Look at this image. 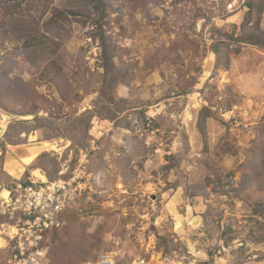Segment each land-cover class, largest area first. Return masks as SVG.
I'll use <instances>...</instances> for the list:
<instances>
[{"label":"rangeland","instance_id":"1","mask_svg":"<svg viewBox=\"0 0 264 264\" xmlns=\"http://www.w3.org/2000/svg\"><path fill=\"white\" fill-rule=\"evenodd\" d=\"M262 5L0 0V197L80 185L41 264H264V48L211 51L258 16L264 39Z\"/></svg>","mask_w":264,"mask_h":264},{"label":"built area","instance_id":"2","mask_svg":"<svg viewBox=\"0 0 264 264\" xmlns=\"http://www.w3.org/2000/svg\"><path fill=\"white\" fill-rule=\"evenodd\" d=\"M76 179L52 182L29 179L27 187H18L12 193L8 191L7 199L0 197V234L8 238L11 264H41L44 235L61 225L60 215L76 198V192L80 193ZM109 262L105 256L99 260V264Z\"/></svg>","mask_w":264,"mask_h":264},{"label":"trees","instance_id":"3","mask_svg":"<svg viewBox=\"0 0 264 264\" xmlns=\"http://www.w3.org/2000/svg\"><path fill=\"white\" fill-rule=\"evenodd\" d=\"M247 5L250 8V11H252L255 6V4L250 1L247 3ZM262 8L264 9L263 5L258 9V14H261L263 10ZM251 14L252 12L248 13L249 17L251 16ZM259 17L260 16H258L253 26H248V22H246L240 26L235 25L233 26V30L231 32L227 31L224 34L220 35V36H224L225 40L228 43L226 44L225 42H223L222 39H220L219 41H216L211 48L212 53L215 55V67L217 69H222V70L228 69L230 53L233 52L234 54H237L240 50V47H235L231 49L230 45H228L230 42H234L237 45L241 44V45H249V46L264 48V39L260 34V30H259V23H260ZM236 28L240 30V35H236L234 33ZM47 156L48 154L42 153L41 155L37 156L36 160L37 162H39L41 159L46 158ZM13 184H14L13 187H9V191H11V193L18 187L21 188L27 187L28 185H30V181L29 179L28 180L26 179L20 182H14Z\"/></svg>","mask_w":264,"mask_h":264},{"label":"bare ground","instance_id":"4","mask_svg":"<svg viewBox=\"0 0 264 264\" xmlns=\"http://www.w3.org/2000/svg\"><path fill=\"white\" fill-rule=\"evenodd\" d=\"M43 146H49V144L48 143H43ZM39 153H40V151L39 150H36V149H34V148H32V150H30V151H28V156H26L24 159H23V163L25 164V165H29L30 163H32L33 161H34V159L37 157V155H39ZM6 166H7V164H6ZM6 166H5V168H6ZM9 172V174L10 175H12V176H15L18 172H16L14 169H11L10 171H8ZM19 172H22V170H20ZM37 172L38 171H34L33 173H34V175L35 174H37ZM43 178V177H42ZM3 195H9L8 194V191H3V193H2ZM1 198L2 199H7L6 197H4V196H2L1 195ZM200 224H201V219H200V217H193L192 219H191V221H190V223H189V225L192 227V228H194V229H196V228H198L199 226H200Z\"/></svg>","mask_w":264,"mask_h":264},{"label":"crops","instance_id":"5","mask_svg":"<svg viewBox=\"0 0 264 264\" xmlns=\"http://www.w3.org/2000/svg\"><path fill=\"white\" fill-rule=\"evenodd\" d=\"M25 157H23L22 158V163H23V159H24ZM24 164V163H23ZM25 165V164H24ZM25 166H27V165H25ZM16 172H19L20 170H22L21 168L20 169H16V168H13ZM2 188H1V186H0V190H1ZM6 245H7V241H6Z\"/></svg>","mask_w":264,"mask_h":264}]
</instances>
